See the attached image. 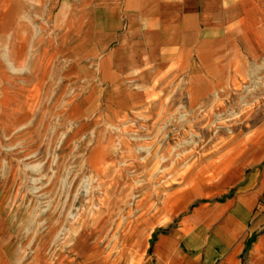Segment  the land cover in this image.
I'll use <instances>...</instances> for the list:
<instances>
[{"label":"rangeland","instance_id":"obj_1","mask_svg":"<svg viewBox=\"0 0 264 264\" xmlns=\"http://www.w3.org/2000/svg\"><path fill=\"white\" fill-rule=\"evenodd\" d=\"M71 7L0 0V264H187L250 173L227 166L264 123V73L194 108L166 90L117 113L89 36L61 35Z\"/></svg>","mask_w":264,"mask_h":264},{"label":"crops","instance_id":"obj_2","mask_svg":"<svg viewBox=\"0 0 264 264\" xmlns=\"http://www.w3.org/2000/svg\"><path fill=\"white\" fill-rule=\"evenodd\" d=\"M80 8L73 21L85 35L93 79L114 111L132 112L150 97L184 92L189 107L235 87L232 76L264 73V0H55ZM75 20L86 21L79 29ZM78 30V31H77ZM259 78V77H258ZM240 83V82H238ZM242 83V82H241ZM244 84V83H243ZM264 88V81L254 82ZM244 87V86H243ZM153 103L150 104V106ZM158 106L161 104L158 103ZM228 168L249 169L241 190L213 206L202 243L192 235L187 264H264V123ZM166 242V241H164Z\"/></svg>","mask_w":264,"mask_h":264}]
</instances>
